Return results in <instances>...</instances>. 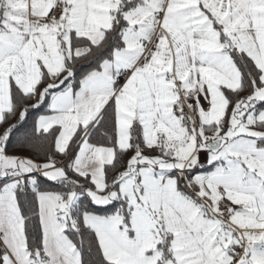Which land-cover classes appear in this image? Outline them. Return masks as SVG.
<instances>
[{
    "label": "snow or ice",
    "instance_id": "snow-or-ice-1",
    "mask_svg": "<svg viewBox=\"0 0 264 264\" xmlns=\"http://www.w3.org/2000/svg\"><path fill=\"white\" fill-rule=\"evenodd\" d=\"M0 264H264V0H0Z\"/></svg>",
    "mask_w": 264,
    "mask_h": 264
}]
</instances>
